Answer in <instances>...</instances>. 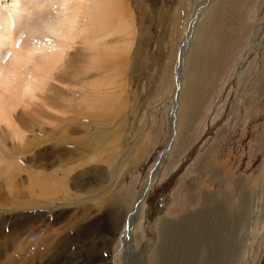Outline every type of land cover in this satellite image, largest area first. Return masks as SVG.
Returning <instances> with one entry per match:
<instances>
[{"label":"rangeland","instance_id":"374dc122","mask_svg":"<svg viewBox=\"0 0 264 264\" xmlns=\"http://www.w3.org/2000/svg\"><path fill=\"white\" fill-rule=\"evenodd\" d=\"M72 2L0 0V83L16 54L63 44ZM114 2L110 35L69 44L49 102L19 105L22 143L0 126V264H264V0Z\"/></svg>","mask_w":264,"mask_h":264},{"label":"bare ground","instance_id":"6f19581e","mask_svg":"<svg viewBox=\"0 0 264 264\" xmlns=\"http://www.w3.org/2000/svg\"><path fill=\"white\" fill-rule=\"evenodd\" d=\"M52 1V0H51ZM71 1L72 0H66V3H71ZM77 1V4H75L74 2H72V5H74V6H69V4H68V10L69 11H71L72 12V15H73V27H72V29H71V31L70 32H68V33H63V32H61V33H63V44H61V42H60V44H58L57 42V44H55V43H51V42H49V44H48V46L44 49V50H42L43 52H41V53H36L35 54V52L31 55L30 53L29 54H24V56L23 57H21V56H19V54H16V56L14 55V53H13V50H12V56H15L9 63H7V64H9V66L8 67H4V68H7L6 70H5V72H4V77L2 78L3 79V82L2 83H0V84H2V89L0 90V126H4L3 128H6L8 131H7V134H9L12 138L14 137V138H16L18 141H20L21 140V143H22V141L24 140H22V138L24 137V134H25V132L23 131V126L22 125H24V122H22L23 120H21V118H18V119H20L21 120V122H20V120H18L17 119V116L19 115H17L16 114V111L18 112V109H19V105H21V107L25 104L26 106H23L24 107V109L29 105H31V107H29V108H31V109H29L28 107V109L29 110H31L30 111V115H31V113L36 109L34 106H33V104L32 103H34L35 102V100H37L38 101V99H35V97H37L38 96V98L40 97V96H43L44 97V87H45V85H48V83H49V85H50V81L49 80H53V78L54 77H56L55 76V73L56 72H58V71H61V70H63L64 68H66L67 67V65L69 64L68 62H69V58H67L66 56H67V53H66V51L70 48V43L72 42V43H74L73 42V40L74 39H76L78 36H79V34L81 35V34H83V33H85L86 32V30H88L87 29V27L89 28V27H91V26H94V28H95V26H98L97 28H95L97 31V33H98V36H102L103 38V40H104V38H105V34H109L108 32H107V30H108V28L113 24V22H114V20H115V18L119 15V11H118V8L119 7H117V4H116V2H114L115 0H76ZM121 1V0H120ZM52 4V3H51ZM55 3L53 2V5H54ZM58 4V3H57ZM119 5H120V3H119ZM122 7V6H121ZM63 9H64V7H62ZM61 9V8H60ZM120 9V8H119ZM16 10V9H15ZM14 10V11H15ZM67 10V11H68ZM123 11V10H122ZM19 12V11H18ZM18 12H17V14H18ZM27 12V11H26ZM15 13H16V11H15ZM123 13H125V12H123ZM121 14V13H120ZM31 15H34L35 16V14H31ZM37 15V14H36ZM16 16V18L18 17V18H20L21 17V15H20V13L18 14V15H15ZM45 17H47L46 16V14H45ZM49 17V16H48ZM1 18V17H0ZM29 18H31L32 19V17L30 16ZM29 18H26V19H24V20H30ZM50 18V17H49ZM120 18V17H119ZM122 18V17H121ZM120 18V19H121ZM23 19V18H22ZM44 19H46V18H44ZM116 21V20H115ZM122 21V20H121ZM25 22V21H24ZM33 22V21H32ZM123 22V21H122ZM50 23H52V22H50ZM1 24V23H0ZM68 23L66 22V24H65V26L66 27H69L68 25H67ZM52 25V24H51ZM58 25V24H57ZM54 26V25H53ZM56 27V26H55ZM58 27H60V26H58ZM57 27V28H58ZM114 27V26H113ZM3 28L1 27L0 28V34L2 33V30ZM55 30H56V32H57V30L58 29H56L55 28ZM59 30H62L61 28H59ZM93 30V29H92ZM99 30V31H98ZM19 31V30H18ZM40 31H42V30H40ZM85 31V32H84ZM109 31V30H108ZM59 32V31H58ZM88 32H91V30L89 29V31ZM88 32L86 33V34H88ZM95 31H94V33H96ZM114 32H115V30H114ZM113 31H112V33H114ZM26 34V33H25ZM55 34V33H54ZM60 34V33H59ZM90 34V33H89ZM110 35V34H109ZM58 36V35H57ZM89 36V35H88ZM98 36H96V37H98ZM26 37V36H25ZM86 38V37H85ZM92 38V37H91ZM8 39V38H7ZM27 39V38H26ZM82 39V38H81ZM89 39V38H88ZM88 39H86L85 41L87 42V40ZM101 39V38H100ZM101 39V40H102ZM10 40V39H9ZM90 41V40H89ZM8 42H10V41H8ZM11 42H12V40H11ZM30 42V41H29ZM43 42V41H42ZM82 42V41H81ZM5 43H7V42H4V44ZM26 43H27V41H26ZM2 44V43H1ZM47 44V43H46ZM81 44V43H80ZM98 44V43H97ZM105 44V43H104ZM7 45H9V46H12L11 44H7ZM26 45V44H25ZM90 45V44H89ZM99 45V44H98ZM1 46V45H0ZM22 46H23V44H22ZM94 46V45H93ZM101 46V45H100ZM3 47H4V45H3ZM34 47V46H33ZM90 47H92V45H90ZM89 47V48H90ZM102 47V46H101ZM6 48V47H5ZM10 48V47H9ZM8 48V49H9ZM92 48H94V52L92 53V55L91 54H89V56L91 55V62L92 63H96L97 61H101L99 58L100 57H98V53H97V50L98 49H96L95 47H92ZM92 48H91V50H92ZM82 50V49H81ZM85 50V49H84ZM5 51V50H4ZM33 51H37V50H33ZM128 51V50H127ZM3 52V51H2ZM38 52H39V50H38ZM83 52V51H82ZM81 52V53H82ZM100 52V51H99ZM69 54H70V52H69ZM68 54V55H69ZM79 54H80V51H79ZM84 55V54H83ZM102 55V54H101ZM72 56V55H71ZM89 56H87V57H89ZM105 56V55H104ZM110 56V55H109ZM65 57L67 58V59H65ZM69 57V56H68ZM86 57V56H85ZM115 57V56H114ZM116 57H119V56H117L116 55ZM115 57V58H116ZM78 58V57H77ZM83 58V57H82ZM109 58V57H108ZM107 58V59H108ZM70 59H71V57H70ZM73 59H74V57H73ZM76 59V58H75ZM79 59V58H78ZM77 59V60H78ZM86 59H88V58H86ZM102 59V58H101ZM109 60V59H108ZM74 61V60H73ZM87 61V60H86ZM72 61H70V63H71ZM75 62H76V60H75ZM80 62V61H79ZM102 62V61H101ZM114 64H115V62H113ZM116 63H118V62H116ZM82 65V64H81ZM121 65V64H120ZM7 66V65H6ZM71 66H72V64H71ZM93 66V65H92ZM100 66V65H99ZM117 65L115 64V67H116ZM84 67V66H83ZM82 67V68H83ZM97 66H95V68H96ZM101 67V66H100ZM103 67V66H102ZM112 67V66H111ZM70 68V67H69ZM68 68V69H69ZM76 68V67H75ZM113 68V67H112ZM73 71L75 70V69H73V68H71ZM84 69H87L88 70V65H87V67H86V65H85V68ZM83 69V70H84ZM89 69H90V67H89ZM93 69V68H92ZM97 69V68H96ZM99 69H101V68H99ZM70 70V69H69ZM82 70V69H81ZM86 70V71H87ZM102 70V69H101ZM114 70H116V69H114ZM78 71H79V69H78ZM85 71V70H84ZM69 72H72L71 70L69 71ZM74 72H77V71H74ZM88 72H90V70L88 71ZM61 73H63L62 71H61ZM60 73V74H61ZM73 73V72H72ZM81 73H83V72H81ZM59 75V74H58ZM83 75V74H82ZM86 75V73L84 74V76L83 77H86L85 76ZM60 76V75H59ZM58 76V77H59ZM64 76V75H63ZM62 76V77H63ZM60 78V77H59ZM67 78V77H66ZM88 78H89V76H88ZM105 78V77H104ZM61 79V78H60ZM59 79V80H60ZM62 79H65L64 77L62 78ZM68 79V78H67ZM90 79V78H89ZM79 80V79H78ZM92 80V79H91ZM99 80V79H98ZM100 80H102V77H101V79ZM100 80H99V83L101 84V83H103V81H101L100 82ZM49 81V82H48ZM67 81H70V80H67ZM94 81H96V80H94ZM93 81V82H94ZM122 81V80H121ZM48 82V83H47ZM92 82V81H91ZM92 82V83H93ZM66 83H68V82H66ZM89 83H90V81H89ZM51 84H53V83H51ZM75 84V83H74ZM87 85H88V83H86ZM91 84V83H90ZM103 84H105V81H104V83ZM102 84V85H103ZM119 83H117V85H118ZM49 85L47 86V87H45L46 88V90H47V88H49ZM92 85L93 84H91V90L93 89L92 88ZM96 85V84H95ZM94 85V86H95ZM107 85H108V83H107ZM1 86V85H0ZM53 86V85H52ZM55 86V85H54ZM60 86V85H59ZM62 86V85H61ZM64 86V85H63ZM65 86H67V84H65ZM86 86V85H85ZM97 86V85H96ZM116 86V85H115ZM77 87V86H76ZM86 87H89V85L88 86H86ZM103 87H105V85H103ZM109 87V86H108ZM53 88H56V87H53ZM69 88V87H68ZM118 88V87H117ZM116 88V89H117ZM57 89H60V88H57ZM55 90V91H57V93H58V91L59 90ZM72 89V88H71ZM70 89V90H71ZM88 89V88H87ZM90 89V88H89ZM97 89L98 88H96V90L95 89H93V91L94 92H97ZM111 89H112V87H111ZM60 90H62V89H60ZM64 90H65V87H64ZM105 90H106V88H105ZM89 91V90H88ZM98 91H100L99 89H98ZM104 91V90H103ZM42 93V95H41V93ZM66 92V91H65ZM102 92V91H101ZM107 92V91H106ZM113 92V91H112ZM112 92H110V91H108V93H112ZM49 93H50V91H49ZM48 93V91H47V97H49V94ZM51 93H53V92H51ZM56 93V94H57ZM60 94H62L61 92H59ZM64 93V92H63ZM103 93V92H102ZM38 94H40V96L38 95ZM45 94V95H46ZM49 94V95H48ZM86 95H87V99H89V94L91 95V93H89V94H87V93H85ZM100 94V93H99ZM98 93H97V95H99ZM103 94H105L106 95V93H103ZM53 95H55V94H52V96ZM57 95H59V94H57ZM93 95V94H92ZM101 95V94H100ZM99 95V97H101V98H99L98 96V98H99V100H98V98L96 97V96H94V97H92L93 99H94V101H92V100H90V99H92V98H90L89 100L91 101H89V100H87L86 102L88 103V102H90L89 104H88V106L89 107H87V109H89V108H91L92 110H94V112H97L95 109H99L98 110V112H100V110H103V109H106L105 108V106H106V104H105V102L107 101H103V99H102V96H100ZM104 95V96H105ZM112 95V94H111ZM108 96V95H107ZM58 97H60V96H58ZM62 98H63V96H61ZM64 97H65V94H64ZM113 97V96H112ZM40 98H42V97H40ZM39 98V102L41 103H43L44 101H48L49 102V100H42V101H40L41 99ZM62 98H60L59 99V101L60 100H62ZM46 99V98H45ZM54 99H56V97L54 98ZM66 99V98H65ZM105 99H108V98H106V96H105ZM119 99V98H118ZM33 100H34V102H33ZM86 100V99H85ZM56 101V100H55ZM54 101V102H55ZM84 101V100H83ZM109 101H110V99H109ZM108 101V102H109ZM121 101V100H120ZM125 101V100H124ZM123 101V102H124ZM52 102V101H51ZM53 102V103H54ZM63 103H64V99H63V101H62ZM114 101H111L110 103H113ZM87 103H85L86 105H87ZM23 104V105H22ZM35 104V103H34ZM38 104V103H37ZM37 104H35L36 105V107L38 106ZM44 104H45V102H44ZM44 104H42V106L44 105ZM47 104V103H46ZM51 104V103H50ZM114 104V106H115V103H113ZM55 105V104H54ZM64 105V104H63ZM33 106V107H32ZM18 107V108H17ZM44 108H45V106H43ZM58 107H59V105H58ZM65 107V106H64ZM109 107V106H108ZM25 109V110H27L28 111V109ZM37 108H39V106L37 107ZM50 108V107H49ZM56 108V107H55ZM66 108V107H65ZM21 109H23V108H21ZM34 109V110H33ZM46 109V108H45ZM56 109H58V108H56ZM60 109V108H59ZM64 109V108H63ZM33 110V111H32ZM37 110V109H36ZM49 110V109H48ZM48 110H45V111H48ZM115 110V109H114ZM22 111H24V110H21V112H19L20 114L21 113H23V114H25L27 111H24V112H22ZM51 111V110H50ZM56 111V110H55ZM54 111V112H55ZM107 111V110H106ZM36 112V111H35ZM35 112H33L34 114H33V117H34V115H35ZM38 112V111H37ZM49 112V111H48ZM58 112V111H57ZM108 112V111H107ZM44 113V112H43ZM42 113V114H43ZM51 113H53V111H51ZM17 116H16V115ZM22 114V116H24ZM91 114V113H90ZM96 114V113H95ZM25 115H27V113L25 114ZM30 115L28 116L29 117V119H27V117H26V119L29 121V120H33L32 118V116L30 117ZM37 115V114H36ZM44 115V114H43ZM51 115V114H50ZM96 115H98V114H96ZM14 116H16V118L14 117ZM19 116H21V115H19ZM25 117V116H24ZM23 117V118H24ZM43 117H45V116H43ZM57 117H58V115H57ZM100 117H101V115H100ZM38 118H40V117H38ZM46 118V117H45ZM45 118H43V119H45ZM52 118V117H51ZM116 118H117V116H116ZM41 119V118H40ZM48 120H50V118L48 119ZM115 120V119H114ZM26 121V120H25ZM44 121V120H43ZM31 122V121H30ZM29 122V123H30ZM36 122V121H35ZM39 122V121H38ZM46 122V121H45ZM26 123V122H25ZM29 123H27L26 125H29ZM32 123H33V121H32ZM25 126V125H24ZM30 127H32L31 125H29ZM87 127H89V126H87ZM87 127H86V129H87ZM0 128H2V127H0ZM2 128V129H3ZM28 128V127H27ZM27 128H25V129H27ZM82 128V127H81ZM85 129V130H86ZM31 130H32V128H31ZM29 128H28V130L26 131V132H29V131H31ZM34 130V129H33ZM32 130V131H33ZM77 131V130H76ZM76 131L74 132V133H76ZM80 131V130H79ZM78 131V132H79ZM82 131V130H81ZM80 131V132H81ZM87 131V130H86ZM85 131V132H86ZM40 132V131H39ZM33 133V132H32ZM74 133H73V135H74ZM30 134V133H29ZM34 134H36V133H34ZM76 135V134H75ZM74 135V136H75ZM87 135H88V133H87ZM31 136H33V135H31ZM73 136V137H74ZM84 136V135H83ZM89 136V135H88ZM88 136H87V138H88ZM77 137H78V134H77ZM13 138V139H14ZM72 138V137H71ZM74 138H76V136L74 137ZM73 138V139H74ZM80 138H82L81 136H79V140H80ZM77 140H78V138H76ZM86 139V138H85ZM12 140V139H11ZM15 140V139H14ZM34 140H36V138L34 139ZM38 140V139H37ZM18 141H16V145H20L21 146V144L20 143H18L17 144V142ZM29 141V145L31 144L32 145V143L33 142H31L30 141V139H26V142H28ZM33 141V140H32ZM12 142H13V140H12ZM31 142V143H30ZM87 142V141H86ZM73 143V142H72ZM27 145V144H26ZM30 145V146H31ZM82 145V144H81ZM27 147V146H26ZM33 147V146H32ZM79 147H81V146H79ZM88 147V146H87ZM90 147V146H89ZM21 148V147H20ZM22 148L23 149H26L25 148V146L23 147V145H22ZM16 150V149H15ZM17 150H19V149H17ZM19 155V154H18ZM34 157V156H33ZM30 158V157H29ZM20 159V158H19ZM87 164V163H86ZM81 166V165H80ZM67 176V175H66ZM65 177V176H64ZM34 179H35V177H33ZM43 178H46V177H43ZM50 178V177H49ZM47 179V178H46ZM40 179H38V181H39ZM43 180V179H42ZM52 180V178L50 179V181ZM73 180V179H72ZM36 181H37V177H36V180H34V182L36 183ZM54 181V180H53ZM62 181H64V180H62ZM39 182H41V181H39ZM38 182V183H39ZM35 183H33V186H35L36 187V185H34ZM42 183V182H41ZM61 183V182H60ZM86 183V182H85ZM88 183V182H87ZM45 184V182L43 181V183H42V185H44ZM57 184H58V182H57ZM87 187V186H86ZM37 188H40L39 190H42L41 189V187H38L37 186ZM88 188V187H87ZM48 189V188H47ZM47 189H44V191L46 192L47 191ZM35 190V189H34ZM38 190V189H37ZM44 191H42L43 193L41 194V195H46V193L44 192ZM48 191H49V189H48ZM47 191V193H49ZM39 192V191H38ZM52 192V191H51ZM41 192H39V194H40ZM53 193V192H52ZM16 194H19L20 195V192L19 191H15L14 192V194H13V196H15ZM34 194V193H33ZM51 194V193H50ZM50 194H49V196H50ZM54 194V196L53 197H55V193H53ZM21 196V195H20ZM20 196H19V198H20ZM34 196H35V194H34ZM37 196V195H36ZM140 196V195H139ZM22 197V196H21ZM46 198V197H45ZM49 198H51V196L49 197ZM59 198V197H58ZM57 198V199H58ZM52 199V198H51ZM51 199H49V200H51ZM63 200V199H62ZM16 205H19V204H17V202L15 203ZM15 205V206H16ZM21 206H23V205H21ZM14 208V207H13ZM123 216V215H122ZM120 217V216H119ZM23 218V217H22ZM117 218V217H116ZM111 220V219H110ZM121 221V220H120ZM5 223V222H4ZM45 224V223H44ZM110 224V223H109ZM113 224V223H112ZM23 226V225H22ZM43 226V225H42ZM77 226V225H76ZM119 226V225H118ZM83 227V226H82ZM109 227V226H108ZM0 228H2L1 226H0ZM116 229V228H115ZM111 230V229H110ZM81 232V231H80ZM3 233V232H2ZM4 234V233H3ZM111 234V233H110ZM116 234V233H115ZM4 236V235H3ZM258 237V236H257ZM5 238H7L6 237V235H5ZM1 241V240H0ZM3 241H5V240H3ZM2 242V241H1ZM1 245H2V243H1ZM0 245V246H1ZM4 246V245H3ZM2 247V246H1ZM5 248V247H4ZM3 250V249H2ZM4 251V250H3ZM6 252V251H5ZM28 252V251H27ZM63 252V251H62ZM210 253V252H209ZM3 254V253H2ZM109 255V254H108ZM25 257V256H24ZM45 258V257H44ZM100 258V257H99ZM170 258V257H169ZM184 258V257H183ZM25 259V258H24ZM44 260V259H43ZM9 261V260H8ZM72 261V260H71ZM79 261V260H78ZM112 263V262H111Z\"/></svg>","mask_w":264,"mask_h":264},{"label":"water","instance_id":"95a60500","mask_svg":"<svg viewBox=\"0 0 264 264\" xmlns=\"http://www.w3.org/2000/svg\"><path fill=\"white\" fill-rule=\"evenodd\" d=\"M175 80H176V76H175ZM175 90L177 91V89H175ZM174 94H175V93H174ZM137 204H138V203H137ZM137 204H136V205H137Z\"/></svg>","mask_w":264,"mask_h":264}]
</instances>
